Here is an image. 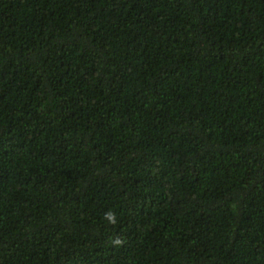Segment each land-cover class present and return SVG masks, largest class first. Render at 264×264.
<instances>
[{
	"label": "trees",
	"instance_id": "16d2710c",
	"mask_svg": "<svg viewBox=\"0 0 264 264\" xmlns=\"http://www.w3.org/2000/svg\"><path fill=\"white\" fill-rule=\"evenodd\" d=\"M0 264H264V0H0Z\"/></svg>",
	"mask_w": 264,
	"mask_h": 264
},
{
	"label": "clouds",
	"instance_id": "9594fccd",
	"mask_svg": "<svg viewBox=\"0 0 264 264\" xmlns=\"http://www.w3.org/2000/svg\"><path fill=\"white\" fill-rule=\"evenodd\" d=\"M176 3V2H175ZM177 4V3H176ZM178 5V4H177Z\"/></svg>",
	"mask_w": 264,
	"mask_h": 264
}]
</instances>
